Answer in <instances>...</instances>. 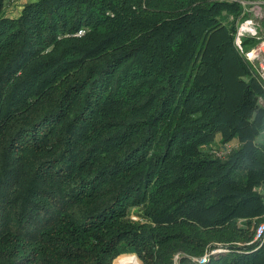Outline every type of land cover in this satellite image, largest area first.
Masks as SVG:
<instances>
[{
	"label": "trees",
	"instance_id": "16d2710c",
	"mask_svg": "<svg viewBox=\"0 0 264 264\" xmlns=\"http://www.w3.org/2000/svg\"><path fill=\"white\" fill-rule=\"evenodd\" d=\"M6 1L0 264H264L249 243L264 221V78L246 55L260 39L236 41L247 4L32 0L10 17ZM234 140L225 157L205 149ZM235 241L248 243L196 260Z\"/></svg>",
	"mask_w": 264,
	"mask_h": 264
},
{
	"label": "rangeland",
	"instance_id": "374dc122",
	"mask_svg": "<svg viewBox=\"0 0 264 264\" xmlns=\"http://www.w3.org/2000/svg\"><path fill=\"white\" fill-rule=\"evenodd\" d=\"M29 1H32V0H7L5 12H4L5 16H10V17L19 16L24 5L26 3H28ZM254 5L255 6H253V4H252L251 8H253V9L250 11V14L252 16L251 21L256 22V23L257 22L261 23L262 21H264V11L259 10L257 3H255ZM258 141L264 142V131L261 134V136L258 138ZM222 146L223 145L220 143V141H218L211 146H206L205 149H207L209 152H211L214 156H217L215 151H216V149H219ZM130 216L134 221L141 222V223L147 222V219L143 215V208L140 206L133 207L131 209ZM239 225L243 226V224H241V223ZM255 227H256V223H253L251 229L254 231ZM247 243H248V241H246V242L235 241L233 243L215 242L214 245L207 248L206 251L204 252V254H202L201 256H204L207 252H210V251H213L214 255L215 254L219 255L221 253H227V252H229V250L233 249V248H231V245H235L237 247H242L243 245H245ZM126 253H128V254H126ZM123 254H126V255H124L123 257H120L116 264H128V262L125 260V257H127V256L132 257V255L135 256V258H137V260L139 261L137 264H143V262L139 259V257L135 253L124 252L120 255H123ZM116 259L113 261L112 264H115ZM179 260H180V254H176L174 264H179Z\"/></svg>",
	"mask_w": 264,
	"mask_h": 264
},
{
	"label": "built area",
	"instance_id": "2783aa9c",
	"mask_svg": "<svg viewBox=\"0 0 264 264\" xmlns=\"http://www.w3.org/2000/svg\"><path fill=\"white\" fill-rule=\"evenodd\" d=\"M243 2L245 5L247 4L245 1L240 0ZM250 21H246L241 26H239V30L237 32V45L241 47V42H242V37L245 35H252V36H257L260 41L258 45L248 51L246 53L248 59L256 65L258 68L261 76L264 78V36L259 35V29L256 26H252ZM85 33L84 29H81L77 35H83ZM235 147L233 143H225L221 148L216 149L215 153L218 157H225L230 153V151ZM260 191H263L260 189ZM264 192V191H263ZM257 242L259 243V246H261L264 242V221L259 222L256 224L255 230H254V237L252 241L249 243ZM214 254L213 251L207 252L204 256H201L199 258H196L200 263H205L209 261L210 256Z\"/></svg>",
	"mask_w": 264,
	"mask_h": 264
},
{
	"label": "crops",
	"instance_id": "0c3cea01",
	"mask_svg": "<svg viewBox=\"0 0 264 264\" xmlns=\"http://www.w3.org/2000/svg\"><path fill=\"white\" fill-rule=\"evenodd\" d=\"M243 1H245L247 3V10L249 12L253 9V8H251L252 4H253V6H255L254 5L255 3H257L259 10L264 11V0H243ZM251 20H252V16L247 21H250L249 23L252 26H256L259 29V31L264 34V21H262L261 23H258V22L256 23V22H253ZM237 143H238V141L234 140L233 144L235 146L237 145ZM260 189H262L264 191V186H260Z\"/></svg>",
	"mask_w": 264,
	"mask_h": 264
},
{
	"label": "bare ground",
	"instance_id": "6f19581e",
	"mask_svg": "<svg viewBox=\"0 0 264 264\" xmlns=\"http://www.w3.org/2000/svg\"><path fill=\"white\" fill-rule=\"evenodd\" d=\"M125 260L128 262V264H137L139 262L137 258H135V256L133 255L132 257L131 256L125 257Z\"/></svg>",
	"mask_w": 264,
	"mask_h": 264
}]
</instances>
